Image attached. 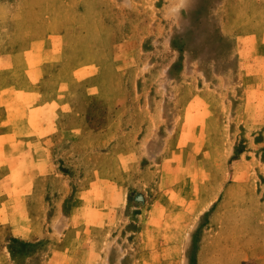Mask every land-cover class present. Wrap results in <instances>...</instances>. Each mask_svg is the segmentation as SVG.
Returning <instances> with one entry per match:
<instances>
[{"label":"rangeland","instance_id":"rangeland-1","mask_svg":"<svg viewBox=\"0 0 264 264\" xmlns=\"http://www.w3.org/2000/svg\"><path fill=\"white\" fill-rule=\"evenodd\" d=\"M0 0V264H264V0Z\"/></svg>","mask_w":264,"mask_h":264},{"label":"clouds","instance_id":"clouds-1","mask_svg":"<svg viewBox=\"0 0 264 264\" xmlns=\"http://www.w3.org/2000/svg\"><path fill=\"white\" fill-rule=\"evenodd\" d=\"M186 0H169L167 7L174 9V14L169 16V19H178L181 10L185 7Z\"/></svg>","mask_w":264,"mask_h":264}]
</instances>
